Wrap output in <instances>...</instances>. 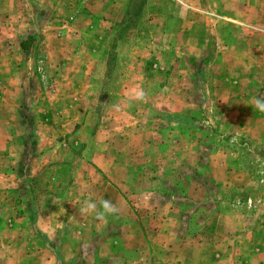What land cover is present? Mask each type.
<instances>
[{"label": "rangeland", "instance_id": "obj_1", "mask_svg": "<svg viewBox=\"0 0 264 264\" xmlns=\"http://www.w3.org/2000/svg\"><path fill=\"white\" fill-rule=\"evenodd\" d=\"M258 93L264 0H0V264H264Z\"/></svg>", "mask_w": 264, "mask_h": 264}, {"label": "clouds", "instance_id": "obj_2", "mask_svg": "<svg viewBox=\"0 0 264 264\" xmlns=\"http://www.w3.org/2000/svg\"><path fill=\"white\" fill-rule=\"evenodd\" d=\"M252 104L257 111L264 113V93H258L253 97ZM80 211L86 214H95L96 219L106 222L107 215L116 214L119 209L110 200H101L99 202V209L97 203L85 201Z\"/></svg>", "mask_w": 264, "mask_h": 264}, {"label": "trees", "instance_id": "obj_3", "mask_svg": "<svg viewBox=\"0 0 264 264\" xmlns=\"http://www.w3.org/2000/svg\"><path fill=\"white\" fill-rule=\"evenodd\" d=\"M30 41H31V37H27L23 42L20 43V48H21L22 50H26L28 44L30 43ZM21 44H23V45H21ZM21 46H22V47H21Z\"/></svg>", "mask_w": 264, "mask_h": 264}, {"label": "crops", "instance_id": "obj_4", "mask_svg": "<svg viewBox=\"0 0 264 264\" xmlns=\"http://www.w3.org/2000/svg\"><path fill=\"white\" fill-rule=\"evenodd\" d=\"M227 4L228 5H230V0H227ZM29 37H31L32 35H28ZM27 38V37H26ZM24 41V40H23ZM22 40L18 43V48H19V50L21 51V52H24V53H27L28 52V47L29 46H27V49L26 50H22L21 48H20V43L21 42H23ZM31 41H32V38H31ZM31 41H30V43H31ZM21 45H23V44H21ZM30 45V44H29ZM22 47V46H21Z\"/></svg>", "mask_w": 264, "mask_h": 264}]
</instances>
